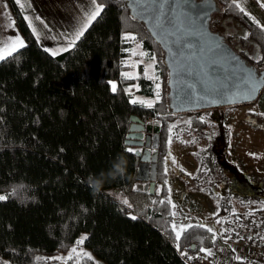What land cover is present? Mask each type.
Segmentation results:
<instances>
[{
  "label": "trees",
  "instance_id": "trees-1",
  "mask_svg": "<svg viewBox=\"0 0 264 264\" xmlns=\"http://www.w3.org/2000/svg\"><path fill=\"white\" fill-rule=\"evenodd\" d=\"M97 1L103 8L75 45L51 55L10 0L27 43L0 60V264H42L81 239L104 264H186L181 251L225 244L223 217L264 209V192L248 193L245 175L229 162L222 165L225 145L221 151L214 143L195 156L198 168L230 177L231 186L243 181L244 194L232 196L245 207L221 209L214 228L194 223L176 233L166 157L172 144L186 145L190 133L221 122L223 115L215 113L221 107L173 113L160 44L126 0ZM215 1L220 10L211 29L264 71V29L240 7L242 0ZM231 22L245 34H232ZM134 42L155 61L160 92L152 104L134 100L135 85L137 93L155 95L142 64L136 77L127 74ZM134 118L159 128L149 162L127 144ZM224 135L216 140L225 142ZM149 163L155 164L153 180L146 178Z\"/></svg>",
  "mask_w": 264,
  "mask_h": 264
},
{
  "label": "rangeland",
  "instance_id": "rangeland-1",
  "mask_svg": "<svg viewBox=\"0 0 264 264\" xmlns=\"http://www.w3.org/2000/svg\"><path fill=\"white\" fill-rule=\"evenodd\" d=\"M232 34H245V31L237 23L231 22ZM248 52L256 58L255 44L247 46ZM130 77H136L138 66L142 64L145 70L155 81V95L145 97L133 90L134 100L152 104L158 99L160 85L157 82V73L154 67L155 61L143 50L141 44L134 42L131 47V55L127 58ZM218 108V107H217ZM215 113L223 115L221 122L213 123L201 133H190L193 137L189 143H174L166 157V172L168 196L173 211V226L179 235L184 228L194 223H202L209 227L216 226L215 216L221 209L236 208L242 210L245 205H240L242 200L237 201L238 196H232L237 191L240 196L244 194L241 182L231 186V178L221 176L211 169L198 168L195 156L202 155L203 150L214 143L223 150L225 145V159L223 167L229 162L242 172L251 189L250 194L264 192V115L255 109L252 104L239 105L233 108L225 106L216 109ZM148 133L152 136L153 146L156 145L158 126L146 125ZM225 134L226 141L216 140L219 133ZM186 137V136H185ZM188 139V138H187ZM148 150L151 149V147ZM147 164V166H149ZM223 170H226L225 168ZM150 179L155 178V166L152 165ZM256 202V201H253ZM130 216L133 213L129 212ZM91 261L93 264H104L83 243L77 242L66 252L43 258L42 264H84Z\"/></svg>",
  "mask_w": 264,
  "mask_h": 264
},
{
  "label": "water",
  "instance_id": "water-1",
  "mask_svg": "<svg viewBox=\"0 0 264 264\" xmlns=\"http://www.w3.org/2000/svg\"><path fill=\"white\" fill-rule=\"evenodd\" d=\"M126 1L131 14L146 25L164 50L173 113L245 104L258 98L264 89V71L259 72L211 29V20L220 10L215 0ZM127 144L143 161L151 160L142 146L151 147L152 136L138 118H134ZM152 165L146 168V178L151 177Z\"/></svg>",
  "mask_w": 264,
  "mask_h": 264
},
{
  "label": "crops",
  "instance_id": "crops-1",
  "mask_svg": "<svg viewBox=\"0 0 264 264\" xmlns=\"http://www.w3.org/2000/svg\"><path fill=\"white\" fill-rule=\"evenodd\" d=\"M32 33L51 55L71 49L103 6L97 0H14ZM240 7L264 29V0H242ZM10 0H0V60L26 45ZM252 105L264 115V89ZM232 249L228 242L207 248L216 264H242L240 258L250 250Z\"/></svg>",
  "mask_w": 264,
  "mask_h": 264
},
{
  "label": "built area",
  "instance_id": "built-area-1",
  "mask_svg": "<svg viewBox=\"0 0 264 264\" xmlns=\"http://www.w3.org/2000/svg\"><path fill=\"white\" fill-rule=\"evenodd\" d=\"M219 232L232 249H250L246 255L242 253V264H264V209L223 217ZM180 255L186 264H216L206 249L193 254L183 250Z\"/></svg>",
  "mask_w": 264,
  "mask_h": 264
},
{
  "label": "flooded vegetation",
  "instance_id": "flooded-vegetation-1",
  "mask_svg": "<svg viewBox=\"0 0 264 264\" xmlns=\"http://www.w3.org/2000/svg\"><path fill=\"white\" fill-rule=\"evenodd\" d=\"M146 131H144V137L142 138V140H145V135H146ZM142 149L144 150V151H146V150H148L149 148H147L145 145H143L142 146Z\"/></svg>",
  "mask_w": 264,
  "mask_h": 264
}]
</instances>
